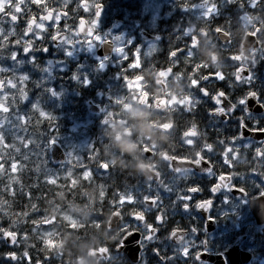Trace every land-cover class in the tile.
Segmentation results:
<instances>
[{
	"label": "snow or ice",
	"instance_id": "6c2138e0",
	"mask_svg": "<svg viewBox=\"0 0 264 264\" xmlns=\"http://www.w3.org/2000/svg\"><path fill=\"white\" fill-rule=\"evenodd\" d=\"M72 0H0V55L10 60L12 65L17 68L23 66V61L19 59L20 54L25 56L37 50L36 45L47 37L48 39L64 44L67 46L65 54L72 56V49L77 44L86 45L89 51H92L97 44L108 45L111 50L124 61H130L127 64L126 74L124 75V83L126 90L131 91L135 88L132 84L134 80H142L139 74L129 76L128 69L143 70L145 63H142L141 50L137 48L132 54L131 59L126 52L124 46L120 45L122 37H114L111 40L105 39L97 34L96 28L98 21L102 15L103 5L100 0H79L76 4V9H82L84 13L90 14V19L86 20L83 16L79 18L78 25L70 26L67 23L69 18V5ZM35 9L38 10L34 11ZM233 6L237 9L236 20L240 27L247 29V37L254 45L252 53L255 57L254 61L248 65L247 68L243 66L240 57L235 52L230 51V46L233 42L231 20L227 21L228 26L225 27L216 24L215 21L221 15V10ZM182 8L184 11L197 12L195 23H191L184 32L188 37L183 48H174L169 52V61L173 66L178 64V56L183 54L186 61H191L193 67L187 76L184 73H179L187 80L188 94L187 96L178 100L174 114L183 116L185 113L191 114L193 117L195 111L204 102V98L210 100L213 105L207 111L208 118L213 122V128L218 131L217 126L225 122H231L233 119L237 122V131L232 134L230 138H218V145L222 146L219 153L222 161V166L233 169L231 172H215V165L207 154H217L214 144L208 142L207 130H200L195 119L188 121L187 126L182 131V139L180 147L188 146V149L193 148L199 143V151L196 153L194 159H189L187 155L174 154L171 157L165 156V159H171L168 170L171 178L167 175L161 176L157 172V176H161L164 181V187H153V185H144V189H140V195H135L139 185L133 188L131 192L117 193L118 199H113L110 204L111 214L120 219L121 223L117 225L119 231V238L111 247L105 246L99 251L107 258V264H124V259L119 255L121 250L125 249L130 241L135 239L137 244V252L143 251L147 253L149 246L151 247L152 255L158 260V264H178L179 259L184 261H195V264H204L203 257L208 255L206 251L207 241L203 240L198 245L193 238L198 234V229L193 227L185 229L179 226H172L168 228L167 225L171 220V211L175 210L176 204L183 202L182 207L185 211H189L192 205V197L195 194L202 192L199 185H186L183 182V187L177 186L175 181V174L180 171L179 165H189L191 168L189 178L196 170H199L203 175L211 177L215 183L212 184L209 191L216 194L222 189L237 190L242 194H246L245 187H236L235 180L241 177L238 175L236 169V162L233 160V155L237 157H244L249 161L250 174L258 177H264V141L253 144L252 141L245 138V131L253 134H264V124L261 120L254 119L249 101H255L256 106L264 109V95L254 87L256 75L254 69L256 66L264 62V46L261 45V36H264V0H182ZM62 20L64 21L61 26ZM23 21V25H21ZM47 22V23H46ZM193 25L196 31H199L205 36H212L215 38L216 45L222 52L230 53L228 59L233 62L234 71L230 73L231 79L228 80V87L233 90L243 89L239 95L233 96L223 89L210 90L205 85L211 81H225L226 75L223 72L217 73L215 71H208L207 74L201 70H208L206 65L195 59L197 49L199 47V37L196 31H193ZM159 39V37H157ZM222 41V43H221ZM131 43V41H129ZM39 50L47 51V48ZM155 46L150 47L145 54L151 56L155 51ZM108 57H105L106 61ZM34 62V58L33 61ZM173 66L166 69H160L158 72L162 75L173 74ZM105 63L102 61L99 68L103 70ZM151 66L149 65L148 68ZM47 71V69H45ZM76 80L78 77L73 76ZM29 76L14 70L12 67H6L0 64V148L10 149L11 153L0 154V176H9V183L5 185L4 192L12 197H16L17 189L15 183L16 174L28 167L27 161L31 157H36L41 161L45 167L43 174L45 176V183L48 185H58V177L55 172L48 167V149L55 145L56 136L51 135L45 138L44 123H47L49 129L55 121V117L46 111L41 102L38 100L31 105L28 112L21 110V106L27 104L30 93L28 91ZM88 79H84V84L87 86ZM195 90V91H193ZM53 96L57 93L53 89H47ZM199 93V95H197ZM145 95L147 93L145 92ZM137 98H139L137 96ZM116 108L108 111L104 119L101 121L103 126H107L109 117L117 114L120 106L126 104L123 97H119L114 101ZM165 103H168L165 100ZM151 106V101L149 102ZM239 110V115L237 112ZM176 128V124L172 126ZM101 142L99 145H92L88 159L93 161L97 166L99 175L111 176L113 171H117L113 165L102 158ZM143 151L146 157L155 155V150L147 142L141 141ZM243 150H252L253 155L249 160ZM5 155L8 159H5ZM19 156V159H17ZM69 153V157H73ZM77 158V157H76ZM78 159V158H77ZM79 160V159H78ZM70 162V161H69ZM84 168L80 180L92 184L94 182L93 170L83 164ZM38 170H39V166ZM68 177H72L71 171L67 173ZM39 179V177H38ZM244 179H246L244 177ZM77 179L71 178L70 183L65 185L69 192L74 194ZM101 189L100 195L105 196V186L98 185ZM20 192L30 202V209L32 213H41V208L38 203H31L33 200L32 192L25 191L24 185L20 183ZM60 192V191H59ZM59 192H56L55 195ZM172 196L175 193V199H171L169 204L164 202V194ZM261 196H264V191H261ZM38 199H47L46 194ZM6 203V201H4ZM212 200L197 201L196 209L209 210L212 206ZM101 209L98 216L103 215L104 201H100ZM125 205H132L133 207L127 211V219L124 212ZM136 205L141 207L137 208ZM42 215L33 218L29 221V212L17 213V217H23L22 220H13L9 227L0 226V242L16 246L20 243L18 239L20 235L19 225L27 226L29 223L33 226L29 231H24L23 241H27L30 237L35 236L40 244L38 251H46L47 256L41 259H36L35 264H51L52 249L48 247L46 236L51 234V226L59 221L68 220L69 227L74 231H79L80 228H85V225L77 226L75 219H69L63 214L57 218L49 216L46 210H43ZM148 213H154V222H148L146 216ZM95 226L99 228L102 221L95 219L93 221ZM162 230L166 232L161 235ZM160 245H168L169 247H162ZM37 248V243L26 244L25 250L17 255L15 251L6 253L5 259L15 264H33L32 256L28 249ZM204 248L205 250H200ZM171 252V255H169ZM62 258V257H61ZM141 260V264H147L143 257H136ZM223 264H228V257L221 254Z\"/></svg>",
	"mask_w": 264,
	"mask_h": 264
},
{
	"label": "flooded vegetation",
	"instance_id": "af4514ba",
	"mask_svg": "<svg viewBox=\"0 0 264 264\" xmlns=\"http://www.w3.org/2000/svg\"><path fill=\"white\" fill-rule=\"evenodd\" d=\"M89 2H92V0H89ZM100 2L103 9L96 28L97 34L108 40L117 36L122 37L120 45L125 47L130 59L131 54L137 48L141 50L142 63H145L146 67L143 70H127L129 76L139 74L142 77V80L132 81L135 88L131 91L126 90L123 79L127 64L130 61H124L112 50L110 54L105 56L108 57L106 61L104 60L105 57L97 58L96 48L100 44L94 46L91 53L84 55L79 52L81 44H77L72 49L73 55L68 58L69 56L65 54L67 48L63 47L64 44L56 45L46 37L45 40L36 45L37 50L27 56L21 53L19 59L24 62L23 74H27L30 80L35 78L40 84L46 83V86H50L56 91L59 89L65 90L67 110L71 116L68 129L76 132L77 141L84 139L86 136L90 138L94 134L100 138L99 141H96V145L104 142L101 144V153L109 158V162H115L116 170L122 181L121 187L117 189L112 200L118 199V192H131L137 185H139L135 192L137 196L140 195V189H144L145 194H147L146 185L163 188L164 181L161 176L166 174L168 179L171 178L168 166L172 161L171 159H165L166 155L171 157L178 154L187 155L189 159L195 158L196 153L199 151V143L191 149H188V146L180 147L182 131L191 119H195L200 130H207L208 142L214 144L217 154H207L210 155L215 165L214 171L217 173L233 171V169L222 166L219 156L222 146L218 145L217 140L218 138H230L232 134L236 133L237 122L235 119L230 123L225 122L218 125V131L215 130L213 122L207 116L208 109L213 106L207 98H204V102L195 111L194 117L188 113L183 116L178 113L174 114L178 100L188 94L187 80L179 73H184L187 76L193 64L191 61H186L183 54H181L178 56V64L173 66L169 61V52L174 48L184 47L185 42L188 40L184 32L191 23H195V17L198 13L184 11L182 0H100ZM193 2H197V0H193ZM77 3H79V0H72L69 5L67 23L70 26L78 25L81 16L86 20L91 18L89 13L82 12V9H76ZM33 10L38 12L35 6H33ZM236 15L237 9L233 6L222 9L219 18L213 21V27L216 24L227 27V21L231 20L233 42L230 51L238 54L241 63L247 68L255 59L252 53L254 45L246 35L247 29L240 27L237 23ZM159 20H162L165 28H158ZM116 22H120V27L117 30L114 28ZM63 23L62 20L61 26H63ZM21 25H23V21H21ZM192 27L193 31H196L195 25ZM141 32L153 36L154 40L144 42L140 36ZM196 34L199 37V47L195 59L203 62L208 69L201 71L205 74L208 71L223 72L226 75L225 81L214 80L205 86L210 90L223 89L233 96L239 95L243 89L233 90L228 87V80L231 79L230 73L234 71L233 62L227 58L230 53L222 52L216 45L214 37L205 36L199 31H196ZM260 42L264 46V36H261ZM152 46H155L156 50L151 56H146L145 54ZM41 48H47L48 50L46 52L39 50ZM33 58L34 62H32ZM9 61L0 55V64L6 66ZM51 61L56 62V64L49 69L48 67L51 65L49 62ZM102 61L105 63L103 70L99 68ZM149 65L150 68H148ZM169 66H173V74L157 84L158 70L166 69ZM27 68L31 69L30 72H26ZM254 72L256 75L254 87L264 95V62L259 63ZM73 76L78 77V79L74 80ZM85 78L89 81L87 86L84 84ZM41 89L44 91L45 87ZM171 90L176 92L170 93ZM145 92L147 95H145ZM119 97H123L126 104L119 107L115 116L109 117L106 127L103 126L101 121L108 111L116 108L114 101ZM141 98H143L142 103H140ZM158 99L168 101V103H165L166 108L162 112L154 109V102ZM89 101L98 107V113L89 112L87 108ZM150 101L151 106H149ZM249 107L253 118L261 120L264 124V109L258 108L255 101H249ZM237 115H239V110ZM139 117L146 118L148 123L139 125L137 122ZM155 119H158L159 123H153ZM174 123L176 128L172 127ZM246 133L251 132L245 131L244 135L254 145L264 141V137L256 139L246 135ZM141 141H145L152 146L155 155L146 157ZM91 145H95V142L92 141ZM242 152L246 153L249 160L251 159L252 150L242 149ZM233 160L237 166L235 171H238V175L241 177V179L238 178L234 181L235 186L245 187L246 194L229 189H222L216 194H212L209 189L215 181L211 177L205 176L199 170H196L189 178L190 166L179 165L180 171L175 174L174 183L180 187L184 186L181 181H186V185L189 186L199 185L202 192L193 195L189 211L183 209V202L176 204L175 210L170 213L171 220L167 227L171 228L175 225L185 229L197 228L198 234L193 237L197 244L199 245L203 240L208 242L206 246L208 255L202 258L204 264H223L221 254L228 257V264H264V206L262 214L259 215V208L263 205L264 198L256 201L255 210L250 208V201L260 197L261 191H264V177L251 175L249 161L243 156L237 157L234 154ZM79 161H83L81 164L87 166L90 162L88 154H82ZM74 166L77 167V165ZM141 168H146L156 175L159 172L161 176H157V181L153 180L152 177L147 178ZM72 170L81 176L84 168L78 166L72 168ZM93 173L99 174L98 171H93ZM171 199H175V193L172 196L164 194L166 205L170 203ZM209 199L213 202L209 210L196 209L195 204L197 201ZM99 207L101 208V205ZM132 207V205H125V216ZM135 207L139 208L141 206L136 205ZM106 208L110 209V204H103V215L100 216L102 223L94 231L98 246L89 249L85 257L77 261V264H107L106 256L99 250L105 246H113L119 238V231L117 226L111 230L107 228L112 214L111 209H107L108 212ZM146 218L148 222H154V213H148ZM119 223L121 221L118 218ZM87 224H92V222L89 221ZM92 230V228L88 229L89 235L93 232ZM165 234L166 232L162 230L161 235ZM134 240L130 243H134ZM154 246L157 245L149 246L147 253L140 251L138 257H143L147 264H158L157 258L151 252V247ZM160 246L169 247L168 245ZM125 249H127V246ZM90 251H96L100 255L90 257L88 255ZM119 255L125 258L124 264H141L140 259L132 262L123 250ZM169 255H171V252H169ZM232 255L240 256V261L235 262L231 258ZM246 255L250 256L247 261L243 259ZM215 258H218V261ZM213 259L216 262H213ZM5 263L15 264V262L7 261L4 258L2 264ZM178 264H195V261H184L183 258H180Z\"/></svg>",
	"mask_w": 264,
	"mask_h": 264
},
{
	"label": "trees",
	"instance_id": "16d2710c",
	"mask_svg": "<svg viewBox=\"0 0 264 264\" xmlns=\"http://www.w3.org/2000/svg\"><path fill=\"white\" fill-rule=\"evenodd\" d=\"M159 22L158 28H165L162 20H159ZM28 91L30 93L29 100L27 104L21 106V110L28 112L31 105L39 100L42 107L55 117L52 129H49L46 122L44 123L43 131L45 138L55 135L56 140L61 142V136L66 133L71 123V116L67 110V103L63 101L56 106L54 101L50 100L48 97L45 98L41 90V84L35 78L29 80ZM137 122L139 125L148 123L146 118L140 117ZM153 123H159L158 119H155ZM89 139H91V141L100 140V138L94 134L91 135ZM4 153H11V150L0 148V154ZM5 159H8L7 155H5ZM17 159H19V156H17ZM26 163L28 167L16 174V180L19 181V183H15L14 185L17 189L16 197H12L3 191L5 185L9 183L10 177L7 175L0 176V226L8 228L10 222L13 220H18L19 223V220H22L23 217H19L18 219L16 214L21 212H29L30 215L28 219L30 221L33 218H37L38 215L44 214V209L49 218H59L63 214V216L69 219H75L78 227L81 224L87 227L80 228L79 231H74L69 227L68 220H58L57 224L51 226V234L46 236L45 239L49 242L48 247L52 249L51 255L53 259L51 264H77V261L84 258L89 249L98 246L96 234L94 233L97 228L93 221L95 219H100V216H98L101 209L99 207L101 205L100 201L103 200L104 204H111L112 197H114L117 189L121 187L122 181L118 172L113 171L111 176H104L103 178L94 173V182L92 184L80 180L79 174L72 173L71 178L77 179V185L73 194L65 187V185L70 183L71 178L64 173H57V169L52 168L49 161L48 167L53 170L58 177L59 187L56 185H48L44 182L45 176L43 174V169L45 165L37 160L36 157H31ZM111 164L116 169L115 162L111 161ZM37 166H39V170ZM20 183L24 185L25 191L30 190L32 192L33 200L31 203H38L41 208V213L35 214L31 212L30 202L20 192ZM99 184L105 186V196L100 195L101 189L98 186ZM56 192L59 193L55 195ZM45 194L47 199H38ZM4 201H6V203H4ZM107 209L108 208H106V210ZM87 221H91L92 224H87ZM19 227L20 235L18 239L20 243L16 245L17 248H15V246L8 247L3 242H0V264L4 263L6 253L15 251L17 255H20L25 250L26 244L30 243H37V248L28 249L32 256L33 264H35L36 259L39 258L43 260V258L48 255L46 251L37 250L40 244L35 236L30 237L27 241H23L24 231H29L30 233L33 227L31 223L26 227L23 225H19ZM89 228L93 229L90 235L88 233Z\"/></svg>",
	"mask_w": 264,
	"mask_h": 264
},
{
	"label": "water",
	"instance_id": "95a60500",
	"mask_svg": "<svg viewBox=\"0 0 264 264\" xmlns=\"http://www.w3.org/2000/svg\"><path fill=\"white\" fill-rule=\"evenodd\" d=\"M119 27H120V22H116L114 25V28L117 30ZM140 36L143 38L144 42H149V41L154 39L153 36L147 35L145 32H141ZM53 43L54 44H61V43L54 42V41H53ZM110 52H111L110 46L100 44L97 48L96 54L99 57H104V56L110 54ZM49 63H51V65L48 67L49 69L52 68L56 64V62H54V61H51ZM169 76H170V74L169 75H162L159 73L157 75V78H156L157 84H160L163 79H166ZM142 102H143V98L140 99V103H142ZM88 109L91 112H98V108L93 106L91 103H88ZM154 109L159 110V111H164L165 110V100L164 99L156 100L154 102ZM246 135H249V136L256 138V139H261L264 137V134H259V133H256V134L246 133ZM48 152H49V157H50V163L52 166H58V165H62V164L66 163V161H67L66 156H65L64 152L62 151L60 145L57 142L55 143L54 146H52L48 149ZM141 170L144 172V174L147 176V178L152 177L153 180H155V181L158 180L157 175L149 172L146 168H141ZM261 198L263 199L264 197L260 196V197L252 199L250 201V208L255 210L256 209V201L261 200ZM263 206H264V201H263V205L259 208V215L262 214ZM117 224H118V217L112 215L109 222H108L107 228L109 230L114 229L117 226ZM135 239H138V237ZM7 245H10V244H7ZM136 249H137V244H136L135 240H134V243L129 242V244L127 245V249H123V252L127 253L128 257L130 258V260L132 262H136L138 260V258H136V257L138 256L139 252H137ZM88 255L90 257H98L100 255V253H98L96 251H90L88 253ZM231 258H233V260L235 262L240 261L239 260L240 256H238V255H232ZM215 259L218 261V258H215ZM243 259H245V261H247L248 259H250V256L246 255ZM216 260L213 259L212 261L216 262Z\"/></svg>",
	"mask_w": 264,
	"mask_h": 264
},
{
	"label": "rangeland",
	"instance_id": "374dc122",
	"mask_svg": "<svg viewBox=\"0 0 264 264\" xmlns=\"http://www.w3.org/2000/svg\"><path fill=\"white\" fill-rule=\"evenodd\" d=\"M153 5H156V4H153ZM81 11L83 12V10H81ZM63 47H66L67 48L66 45H64ZM79 52L84 55V54H88L89 52L91 53L92 51H89L86 45L81 44L80 45ZM68 58H71V56L68 57ZM9 66L12 67L14 70H16V71H18L20 73H23V68H24L23 66L17 68L15 65H12L11 61H9V64L6 65V67H9ZM29 70H31V69L30 68L29 69L27 68L26 69V72H30ZM47 89H51V88H46V92L44 93L45 95H47L49 93L47 91ZM63 92H65V91L63 90ZM175 92L176 91L171 90L170 93H175ZM57 96L60 99L64 98V96L61 95L60 93H57ZM63 101H66V100L65 99H62L61 101L57 100L56 106L59 105V104H61ZM83 134H84V132H83ZM77 140L78 139H76V132H73V131H68V132L66 131V133L61 136V142L60 143L62 145L63 150L67 154L68 160L70 162L68 163V166L67 167H62V168L58 169L57 170V173H59V174L64 173V174L67 175V173L70 171L69 168H77L78 166L81 165V163L83 161L81 162L78 159L80 158V156L82 154H84V153L85 154H88V155L90 154V147H89V144L87 143L88 140L85 141L83 138L80 139L79 141H77ZM69 153H71L74 156L73 157H69ZM102 158L109 160V158L106 157L105 154H103V153H102ZM90 162H91V164L94 163L93 161H90ZM91 164H88L87 166H90ZM74 165H77V167H75ZM15 248H17V247L15 246Z\"/></svg>",
	"mask_w": 264,
	"mask_h": 264
},
{
	"label": "bare ground",
	"instance_id": "6f19581e",
	"mask_svg": "<svg viewBox=\"0 0 264 264\" xmlns=\"http://www.w3.org/2000/svg\"><path fill=\"white\" fill-rule=\"evenodd\" d=\"M95 145H96V141H95ZM96 171H97V169H96Z\"/></svg>",
	"mask_w": 264,
	"mask_h": 264
}]
</instances>
